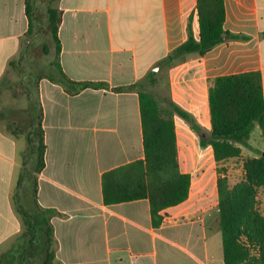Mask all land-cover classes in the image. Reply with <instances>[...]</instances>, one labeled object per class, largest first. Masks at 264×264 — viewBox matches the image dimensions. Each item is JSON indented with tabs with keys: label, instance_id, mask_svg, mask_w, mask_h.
<instances>
[{
	"label": "crops",
	"instance_id": "0c3cea01",
	"mask_svg": "<svg viewBox=\"0 0 264 264\" xmlns=\"http://www.w3.org/2000/svg\"><path fill=\"white\" fill-rule=\"evenodd\" d=\"M26 1L0 0V264H23L25 254L37 255L40 245L46 257L40 210L56 212L49 220L54 264H224L217 163L212 174L189 172L183 154L192 130L184 123L179 127L178 115L179 165L192 176L188 199L162 211L158 228L148 199L104 204L103 174L144 159L139 94L115 88L132 86L154 71L160 93L154 92L171 96L209 134L214 78L259 71L264 92V0H224V29L248 39L227 41L203 57L188 55L171 67L160 62L187 40L190 16L199 38L197 0H59L62 71L73 81L107 86L72 93L47 77L49 66L36 80L35 96L29 84L19 82L25 97L14 98L19 95L11 71L25 74ZM18 60L20 68L10 66ZM28 96L43 112L46 151L39 173L26 138L34 118ZM250 144L264 153L262 132L256 145ZM206 149L214 159L212 148ZM242 156L257 154L243 147ZM30 184L33 211L24 205ZM258 201L264 215V187Z\"/></svg>",
	"mask_w": 264,
	"mask_h": 264
},
{
	"label": "trees",
	"instance_id": "16d2710c",
	"mask_svg": "<svg viewBox=\"0 0 264 264\" xmlns=\"http://www.w3.org/2000/svg\"><path fill=\"white\" fill-rule=\"evenodd\" d=\"M40 0L26 1L29 41L43 35L46 47L56 48L55 60L51 62L47 77L64 85L72 93L87 87L107 84L76 82L71 80L59 63L60 41L58 37L62 12L56 6L59 0H48L47 27L42 28ZM199 38L194 37L191 20L188 38L160 62L171 67L185 60L188 55H206L216 46L232 40L248 37L232 34L224 29L226 10L224 0H197ZM28 45H26L27 49ZM21 60L10 66L20 68ZM156 72L129 87L116 91L136 90L139 94L143 126L144 159L128 163L105 172L102 176L103 201L105 205L127 203L148 199L151 205L154 228L162 225V211L185 202L190 193L192 176L182 172L178 160L177 133L174 117L180 116L200 137L202 147L210 146L218 167L230 159L242 156V148L256 152L257 157L243 161L244 179L229 186L224 170L218 168L219 219L223 240L224 264H264V215L259 209L258 195L264 187V153L250 144L256 128L264 137V92L259 71L223 75L211 81L208 91L211 131L207 135L193 116L168 96L153 92L157 84ZM29 97V110L33 121L26 135L28 149L36 156V172L45 166L46 145L42 126L43 112L38 101ZM40 226L45 233L46 257L41 264H54L53 232L49 220L54 210H40Z\"/></svg>",
	"mask_w": 264,
	"mask_h": 264
},
{
	"label": "rangeland",
	"instance_id": "374dc122",
	"mask_svg": "<svg viewBox=\"0 0 264 264\" xmlns=\"http://www.w3.org/2000/svg\"><path fill=\"white\" fill-rule=\"evenodd\" d=\"M40 14L42 19V28L47 27L46 23V11H47V5L48 0H40ZM28 41V47H27V53L25 58V63L23 66L24 76H22L21 71L12 70L13 72L12 76L15 78L16 82L13 83V86H15V93L19 96L16 97H25V91L22 89V87L19 85V82L26 83L31 86V92L32 96H35L34 90H35V84L38 76L42 73H44L48 67L50 66L51 62L55 60V50L54 48H48L47 45V39L43 35L37 36L34 40L29 41V38H27ZM160 71V68L157 70V72ZM183 73L180 74V85H184V79H183ZM155 86L151 87V90L157 93L159 90H155ZM161 92L164 93L166 91L165 86H161ZM160 93V92H159ZM165 95V94H164ZM171 100L173 99L171 96H168ZM180 97V96H178ZM181 99V97H180ZM173 101V100H172ZM9 107L16 108L14 106H10V101L8 104ZM195 121L198 123V120H196L195 117H193ZM201 120L203 123L206 122V117L202 116ZM179 127L182 123L185 125H189L187 121H185L183 118L180 119ZM190 128V127H189ZM184 129V128H183ZM191 129V128H190ZM192 130V129H191ZM205 130H207L205 128ZM203 129V131L206 133ZM190 133V132H189ZM208 135V134H207ZM188 141H187V147L185 148V154H183V159L185 155V161L186 166L189 169V172L193 174L194 176L203 173V172H210L212 174L213 171V164H215V161L213 158H211V155L208 151H206L207 147L200 146V143L198 142L199 136H197V133H195L192 130V133H190V136L187 134ZM261 138V131L259 128H256L254 132L251 135L250 142L252 144L257 143L258 139ZM180 151L182 152V149L180 148ZM184 152V149H183ZM247 152V151H246ZM245 156H241L239 158L230 159L229 161L222 163L219 165V167L224 170L228 177V183L230 187H233L235 184L241 182L244 179V169H243V161L245 160ZM218 165H217V171H218ZM33 194H32V185H28L26 187V191L24 193V205L26 209H30L33 211L34 204H33ZM37 216V215H36ZM40 237V234H39ZM40 247L36 249L37 255H30L29 252L25 254V261L23 264H41L43 262V259L45 258V253L43 251V247ZM6 264V263H5ZM7 264H14L13 262L7 263Z\"/></svg>",
	"mask_w": 264,
	"mask_h": 264
},
{
	"label": "water",
	"instance_id": "95a60500",
	"mask_svg": "<svg viewBox=\"0 0 264 264\" xmlns=\"http://www.w3.org/2000/svg\"><path fill=\"white\" fill-rule=\"evenodd\" d=\"M157 70H158V68L155 69V71H157Z\"/></svg>",
	"mask_w": 264,
	"mask_h": 264
}]
</instances>
